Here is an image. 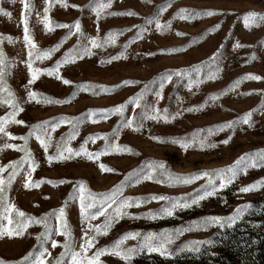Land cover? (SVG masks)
<instances>
[{
    "label": "rangeland",
    "instance_id": "374dc122",
    "mask_svg": "<svg viewBox=\"0 0 264 264\" xmlns=\"http://www.w3.org/2000/svg\"><path fill=\"white\" fill-rule=\"evenodd\" d=\"M27 2L31 5V12L24 10V13L30 35L37 48L42 51L59 44V47L47 58L37 59L34 56L32 58L34 68L54 67L56 61L74 46L91 47L88 39L90 37L98 38L102 45L91 48V56L84 55L81 59L60 66V76L71 81L70 84H63L55 75L49 76L46 72H40L29 85L27 64L22 62L28 60V49L23 40L24 24L21 22L23 5L20 0H0V9L3 10L0 12V49L11 63V68L6 71L5 84L23 109L16 115V119L25 122L24 124L7 123L6 131L16 139L0 134V144L8 142L23 145L24 141L18 138L26 136L32 125L42 121L51 123L58 117H66L71 121L73 118L82 117L77 124L75 138L69 140L68 146L78 149L86 138L92 136L97 138L94 142L89 139L85 143V148L93 153L102 150L105 152L97 160L79 156L49 163L36 136H29L27 148L31 158L36 161V167L31 171L30 183L40 180L44 182L38 187L23 186L24 172L28 170L25 161L24 167L12 184L5 188L4 196L7 202L13 204L15 209L25 213L26 216L40 218L45 213L65 206V219L72 234V251H79L84 227L80 220L78 201L67 199L76 181L83 180L90 191L101 193L119 184L132 170L142 169L146 173L150 164L162 162L165 167L163 170L156 169L155 179L142 180L138 184L126 183L122 196L179 197L195 194L194 190L204 184L207 177H201L190 184L174 185H169L167 182L158 183L156 180H166V173L186 175L202 170L224 168L244 153L264 151V21H257L245 27L243 19L244 14L250 11L264 14V0H110V3L109 0H64V4L59 0H47V4L45 0H27ZM101 4L107 7L100 12L98 19L93 8ZM162 5L167 6L162 13H159V20L162 24L168 21L171 23L169 28L161 33L156 31L154 22L147 24L145 18L156 14ZM45 7L48 8L46 14L49 20L53 22L49 31H46L43 25ZM181 8L193 11L213 10L216 14L191 20L174 18V14ZM127 11L136 14H109ZM5 12L8 15H5ZM76 21H79L80 31L78 33L73 29L71 35H68V28L54 26L72 25ZM216 25L219 27H215ZM133 26H143L147 30L137 38L138 27ZM209 29L214 30L208 31ZM110 30L117 33L115 43H104V37ZM177 32L183 35H177ZM8 37H11V42ZM166 48L183 50L171 54L160 53L159 49ZM121 51H124L126 58L109 62V58ZM147 53L154 54L147 55ZM213 53H217L216 62L209 63ZM201 64L202 82L199 85L193 84L189 88L186 86L187 77L173 75L172 80L165 83L160 90L159 76L162 73H172L175 70L189 69ZM212 72H215V79H204ZM246 74L259 76L261 79H241L237 87L224 91ZM190 75L192 79H196L194 72ZM127 79L136 80L138 83L113 88L114 85ZM79 84L102 85L112 90L102 92L98 87L89 91L77 90L75 86ZM146 84L150 91L145 93L141 104L154 105L162 115L167 109L169 120H143V127L133 131L132 128L123 126L122 116L118 112H112L106 119H101L100 114L97 113L94 117L95 122L87 118L88 110L108 109L123 104L129 97L139 93ZM28 90L42 94L39 97L41 100L43 96H47L67 102L46 104L37 100L29 101ZM156 90L161 91L160 97L155 96ZM74 91L76 95L68 100L67 98L72 96ZM220 92L224 94L218 96L215 101L209 98L210 94ZM200 104L205 106L199 110L186 111ZM9 111V105L0 104V116H5ZM141 111V106L133 108L131 103L127 104L123 113L124 122L129 116L139 118ZM247 112H251L250 126L241 123L234 128L215 130L214 126L235 120ZM209 128H213L211 135L207 131ZM71 130L69 123L60 124L54 131L49 127L48 131L52 135L48 148L49 155L56 152V142L61 141L62 137L66 138ZM194 133L199 139L207 136V142L215 143L216 147L201 149L193 146L184 149L180 144L172 143L169 139L191 140ZM104 134H107L109 145L115 143L118 146H127L132 151L105 150ZM153 136L164 139L162 142L153 140L151 139ZM228 137H231L228 143H221ZM23 155L24 152L16 149L0 150V165L19 160ZM100 163L115 171L101 172ZM9 170L6 169L5 173L0 175L6 176ZM261 178H264V166L249 167L246 171L240 172L232 184L219 190L216 195L201 200L199 205L176 209L172 216L162 215L156 219H149L142 215L149 210L155 212L160 209L166 204L163 200L149 199L139 206L133 204L126 211L132 213L133 217L139 218L123 216L116 220L107 234L96 237L88 254L90 255L97 248L112 245L126 232L160 233L163 230L188 226L192 221L206 216L227 217L237 206L249 204L264 193V185L247 193L238 191L240 187ZM50 180H65L66 183L53 185L47 182ZM218 182V180L214 181V183ZM2 206L0 204V207ZM5 215L13 220L17 219L15 211ZM103 221L104 217L99 216L92 220L91 224H102ZM0 222L7 224V220ZM50 222L53 226L50 239H56L60 243L56 247H52L50 240L45 243L50 253L47 254L45 264L58 257L60 264H70L72 259L70 252L61 257V253L65 251L62 246L64 236L57 235L54 231L55 216L51 217ZM219 227V225H211L206 229L193 228L191 231L183 232L169 245V250L174 255L180 254L182 252H177V249L186 241L206 240ZM43 230L42 224L30 223L22 236L0 237V259L15 262L29 251H39L37 236ZM137 242V239L129 238L123 242L122 247H131ZM174 255L166 258L158 253L144 250L135 255L130 264L147 262L153 264L151 260L166 264V260ZM100 260L102 264H125L121 258L109 253L102 255Z\"/></svg>",
    "mask_w": 264,
    "mask_h": 264
},
{
    "label": "snow or ice",
    "instance_id": "6c2138e0",
    "mask_svg": "<svg viewBox=\"0 0 264 264\" xmlns=\"http://www.w3.org/2000/svg\"><path fill=\"white\" fill-rule=\"evenodd\" d=\"M20 2L23 5L22 14H21V22L24 24L23 40L25 42V47L28 49L27 52L28 60L22 62L27 64V71L30 77V79L28 80V84L31 85V83L37 78V75L40 72H46L49 76L55 75L56 79L61 80L63 84L66 85L70 84L71 81L67 79H63L60 76L59 74L60 66L70 61L74 62L75 60L81 59L84 55L91 56L92 55L91 48L102 46L98 38L96 37L88 38L91 47H89L88 45H83L80 47L74 46L73 49H69L60 60L56 61L55 66L52 68H47V69L34 68L32 63V58L34 56L37 59L47 58L48 56L51 55V53H53L59 47V44L54 45L51 48L44 49L42 51L37 48L36 43L34 42V40L30 35V30L27 26L26 16L24 13V10H28L29 13L31 12V5L27 2V0H20ZM59 2L61 4H64V0H59ZM45 3L47 4V0H45ZM166 6L167 5L160 6L156 14L145 18L147 24H152L153 22L155 23V29L157 32L162 33L163 31H166L170 26L171 21L162 24L159 20V13H162L165 10ZM72 7H78V6L72 5ZM105 7H107V5L101 4L97 8H93V11L96 12L98 19L100 17V12ZM2 11L3 10L0 9V12ZM44 11H45V15L43 17V25H44V29L46 31H49L51 30V26L53 25V22L49 20L46 14L48 11L47 7H45ZM4 14L8 15V13L6 12ZM109 14L135 15L136 13L132 11H127V12L109 13ZM214 14L216 13L213 10L193 11L190 9L181 8L178 9L177 12L174 14V18L179 17V19L181 20H191L198 18L200 16H212ZM243 19H244L245 27H248L250 24L257 23V21H264V14L250 11L244 14ZM54 26L68 28L69 29L68 35H71L73 29H75V31L78 33L80 31L79 21H76L72 25L56 24ZM133 27H138V31L136 33L137 38H140L141 33L147 30L143 26H133ZM215 27H219V25H216ZM213 30L214 29H209L208 31H213ZM116 34L117 33L115 31L110 30L109 33H107L104 37V43H115ZM176 34L183 35V33H179V32H177ZM66 38L67 36L64 37V39ZM8 39L11 42V37H8ZM126 46L127 45H125V47ZM182 50H183L182 48L159 49L160 53H168V54L179 52ZM218 51L219 50H217V52ZM153 54L154 53H147V55H153ZM122 57L126 58L124 51H121L116 56L109 58V62H111V60L120 59ZM216 57H217V53H213L212 57L209 58L208 62L215 63ZM201 67L202 64L194 65L189 69L175 70L172 73H168V72L162 73L159 76L160 90L163 89L165 83L172 80L173 75L181 78L187 77L188 84L186 86L189 88H191L193 84L199 85L202 82L200 79ZM10 68H11V63L7 61V58L5 57L3 50L0 49V104H7L10 106V111L5 116H0V134H2L3 136H8L13 139H16L15 137L11 136V133H8L6 131L5 128L6 124L9 122L15 124H24L25 122L16 119V115L19 112L23 111V109L22 107H20V104L16 101L14 94L9 89H7L5 84L6 71L9 70ZM216 71L217 72L219 71L218 67L216 68ZM193 72L196 75L195 80L192 79L190 75V73ZM204 79H215V72L209 73L207 76L204 77ZM241 79L259 80L261 79V77L252 74H246L244 77L238 78L236 81H234L230 86V88L225 89L224 91H230L231 89L237 87ZM136 83H138V81L127 79L121 81L120 84L118 85H114L113 88L120 87L121 85H132ZM152 83H155V81H152ZM75 87L77 90H83V91H89L94 87L100 88V91L102 92H107L112 90L102 85L79 84L76 85ZM160 90L155 91L154 94L156 97L161 96ZM148 91H150V89L146 84L145 87L141 89L139 93H137L133 97H129L128 100H126L123 104H118L115 107L108 109L88 110L87 118L90 121L95 122L94 117L97 113L100 114L101 119H106L107 116L112 112H118L122 116L121 122L123 123V126L132 128L133 131H138L140 128L143 127L142 124L143 120H148V119H152V120L163 119L165 121L169 120L170 117L167 114V109L164 110V114L162 115L160 113V110L155 108L154 105L141 104V101L145 93ZM223 94L224 92L213 93L210 94L209 98L215 101L218 98V96ZM41 95L42 94H39L32 90H28L27 92V97L29 101L37 100V102H43L46 104H50V103L59 104V103L67 102L66 100H56L47 96H43L41 100L39 99ZM75 95L76 92L74 91L72 93V96L68 97L67 99L70 100ZM129 103H131L133 108H136L138 105L141 106L142 111L140 113L139 118L129 116L126 119V122H124L123 120L124 109L125 106ZM204 106H205L204 104H200L198 106H193V108L186 109V111L199 110L202 109ZM178 114L179 113H177V115ZM250 116H251V112H247L235 120L227 121L223 124L216 125L214 126V128L215 130H223L224 128H234L236 125L241 123L248 124L250 126ZM81 120L82 117L73 118V120L71 121L66 117H58L54 119L51 123L49 121H42L32 125L29 129V133L26 136L18 138L24 141L23 145H17L15 143H8V142H4L3 144H0V150H3L5 148H11L24 152V155L19 160L9 161L6 164L0 165V174L5 173L6 169H10L7 172L6 176L0 175V204L3 205L2 207H0V221L7 220V224L0 222V237L7 236L11 238L14 236L16 237L22 236L24 235V230L29 226L30 223L42 224L44 227V230L37 236V241L39 243V251L37 252L29 251L27 254H25L23 257H21L19 260L15 262H10L0 259V264H45V260L47 259V254H50L48 248L45 247V243L49 242L50 240L52 247H56L57 244L60 243L56 239H50L51 233L53 232V226L50 222L52 216H55V220H56L55 229H54L55 233L57 235L64 236V241L62 246L65 249V251L61 253V257L68 255L70 252L72 257L70 264H102L100 257L106 253L121 258L123 261H125V264H130L131 259L135 255L141 253L144 250H147V252L149 253H153V252L158 253L162 257H166V258L170 257L174 255V253H172L169 250V245H171V243L183 232L191 231L193 230V228L206 229L211 225H219L221 228L225 226L232 227L235 223L241 220L245 212L251 207L250 204L245 203L243 205L237 206V208L234 209L233 213L227 217L206 216L201 218L200 220L192 221L188 226L179 227L174 230H163L160 233L149 232L146 234H141L139 232H126L122 234L118 239H116L112 243V245L97 248L94 252H92L89 255L88 254L89 249L93 247L96 237L98 235L107 234L109 228L116 220L120 219L123 216H128L130 218H139V217H133L132 213L126 211V209L128 207L133 206V204L139 206L142 203H146L149 199L163 200L166 202V204L162 206L160 209H158L155 212L149 210L147 213H143L142 215H144L146 218L149 219H156L157 217L162 215L172 216L176 209H186L193 205H199V202L201 200L216 195L219 190H222L228 185L232 184L233 181L237 178L238 174L242 171H246L247 168L264 166V151H260L259 153H244L240 157H238L231 165L226 166L224 168H218L213 170H202L186 175H175L171 173H166L167 176L166 180H159V179L156 180V182L158 183L167 182L169 185H174V184H190L193 181L200 179L201 177H207L206 182L200 185L198 189L194 190L195 194L190 193L179 197H168V196H159V195H150L148 197L122 196V191L126 183L138 184L142 180L155 179L156 177L154 173H156V169L159 168L163 170L165 167L162 162L160 163L153 162L152 164H150L149 170L146 173L142 169L132 170V172L128 173L125 176V179L121 181L119 184L114 185L110 190L101 193H95L90 191L83 180H78L73 184V190L72 192L69 193L67 199H74L78 201L80 220H81V224L84 227L82 228L83 235L80 238L81 242L79 245V251H72V247H71L72 234L70 227L67 223V220L65 219V206H61L59 209H54L50 213H45L40 218L34 216H26L25 213L19 211L18 209H15V206L13 204L7 202L4 196V192H5V188L10 186L12 184V181L20 173L21 169L24 167L25 161L27 162L28 170L24 172L23 186L25 188L38 187L40 183L44 182L43 180H40L30 183L31 171L35 169L36 161H34L31 158L30 152L27 148V142L29 136L32 135L36 136V139L39 141L41 147L44 149L45 159L49 163L53 161L69 160L72 159L73 157H79V156H84L89 160H97L99 156L105 154L103 150L93 153L85 148V143H87L89 139L93 140L94 142L97 137L90 136L86 138L85 142L81 143L78 149H73L72 147L68 146L69 140L75 138L77 124ZM63 123L71 124L72 130L67 134L66 138L62 137L61 141L56 142V152L52 155H49L48 148L52 140V135L51 132L48 131V129L50 127L54 131L57 127H59L60 124ZM207 131L209 135H211L213 133V128H209ZM104 138H105V150L127 151V152L132 151V149L128 148L127 146H118L115 145V143L109 145L107 134H104ZM151 139L162 142L164 138L153 136L151 137ZM169 139L171 140L172 143L180 144V146L184 149L193 146L199 147L201 149L216 147L215 143L207 142L208 140L207 136L203 137L202 139H199L197 138V135L195 133L193 134V138L191 140H187L185 138H169ZM229 139H231V137H228L224 141H221V143L226 144L228 143ZM99 168L101 172L115 171V169L109 168L103 163L99 164ZM160 174H164V173H160ZM216 180H218L219 182L214 183V181ZM47 182L53 185L66 183L65 180H55V181L50 180ZM262 185H264V178H261L260 180H257L248 185L242 186L239 188L238 191L241 193H247L249 191L256 190ZM67 199L65 201V205L67 204ZM13 211H15V216L17 217V219L15 220L10 218V216L5 215V213H12ZM99 216L104 217V221L102 222V224H96V225L91 224V221ZM129 238L137 239L138 241L137 244L131 247H122L123 242ZM211 243H212L211 240L186 241L177 249V252H183V251L198 252L200 250L201 245L211 244ZM49 264H60V257L50 261Z\"/></svg>",
    "mask_w": 264,
    "mask_h": 264
},
{
    "label": "trees",
    "instance_id": "16d2710c",
    "mask_svg": "<svg viewBox=\"0 0 264 264\" xmlns=\"http://www.w3.org/2000/svg\"><path fill=\"white\" fill-rule=\"evenodd\" d=\"M249 204L251 207L232 227L216 228L206 239L211 244L201 245L198 252L174 255L166 264H264V193Z\"/></svg>",
    "mask_w": 264,
    "mask_h": 264
}]
</instances>
